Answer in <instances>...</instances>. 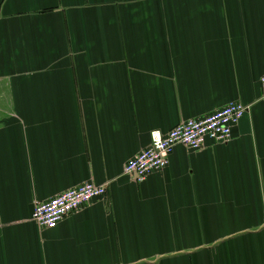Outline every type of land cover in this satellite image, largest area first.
Instances as JSON below:
<instances>
[{"label": "crops", "instance_id": "obj_1", "mask_svg": "<svg viewBox=\"0 0 264 264\" xmlns=\"http://www.w3.org/2000/svg\"><path fill=\"white\" fill-rule=\"evenodd\" d=\"M264 0H0V264H264ZM236 101L226 142L150 132ZM105 195L54 228L34 204Z\"/></svg>", "mask_w": 264, "mask_h": 264}, {"label": "built area", "instance_id": "obj_2", "mask_svg": "<svg viewBox=\"0 0 264 264\" xmlns=\"http://www.w3.org/2000/svg\"><path fill=\"white\" fill-rule=\"evenodd\" d=\"M260 87L264 95V74L260 77ZM241 102L232 101L210 114L189 118L178 122L170 130L150 132V143L136 153L125 165L124 173L135 176L138 182L152 173L167 167L176 145L190 150H201L206 141L226 142L233 128L247 110ZM105 195V187L92 182H84L68 188L46 201L34 204L31 218L40 228H54L66 216L89 206L94 199Z\"/></svg>", "mask_w": 264, "mask_h": 264}]
</instances>
